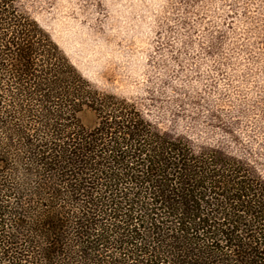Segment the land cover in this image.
<instances>
[{
	"label": "trees",
	"instance_id": "1",
	"mask_svg": "<svg viewBox=\"0 0 264 264\" xmlns=\"http://www.w3.org/2000/svg\"><path fill=\"white\" fill-rule=\"evenodd\" d=\"M0 264H264V182L94 87L0 0Z\"/></svg>",
	"mask_w": 264,
	"mask_h": 264
},
{
	"label": "rangeland",
	"instance_id": "2",
	"mask_svg": "<svg viewBox=\"0 0 264 264\" xmlns=\"http://www.w3.org/2000/svg\"><path fill=\"white\" fill-rule=\"evenodd\" d=\"M16 4L94 87L133 103L194 151L240 160L264 182V0ZM80 118L97 120L89 108Z\"/></svg>",
	"mask_w": 264,
	"mask_h": 264
}]
</instances>
